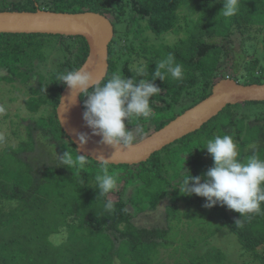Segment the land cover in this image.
I'll return each instance as SVG.
<instances>
[{"label": "trees", "instance_id": "16d2710c", "mask_svg": "<svg viewBox=\"0 0 264 264\" xmlns=\"http://www.w3.org/2000/svg\"><path fill=\"white\" fill-rule=\"evenodd\" d=\"M0 1L9 5L0 10H90L108 16L114 37L109 44L108 71L100 83L114 72L134 75L131 69L139 61L147 66L151 79L155 62L169 53L174 55L175 61L183 65L184 78L177 81L166 76L165 80H155L161 91L150 101L153 115L135 122L144 132L136 142L206 98L222 78L243 79L244 84L264 83V64L259 65L264 51L246 60L240 69L229 61L232 49L221 43L230 41L236 33L243 35L245 41L254 38L245 36L253 27L262 31L264 0H241L237 14L227 18L219 14L222 0ZM185 6L191 11L199 10V16L188 17ZM146 31L156 37L170 32L184 35L171 43H154L149 41ZM16 35H39L45 40L55 35L70 53L50 73L47 86L42 73H38V87L31 86L25 98L31 118L26 125L19 122L26 126V139L14 148L8 145L7 137L0 136V264H226L227 258L220 248L201 251L202 245H208L209 238L222 228L234 234L240 254L249 258L250 262L245 260L242 264H264V203L259 214L243 220V227L238 228L235 221L241 218L240 213L220 203L205 207V197L182 195L177 187L182 176L191 173L203 177L213 166L212 156L203 147L215 135L233 134L242 157L255 151L264 159V101L227 105L219 113L223 120L213 123L219 118L213 117L198 130L154 152L147 161L109 164L110 174L117 180L114 191L119 192V198H97V160L87 156L86 170L82 171L59 163V156L67 150L73 158L79 150L58 120L57 106L66 85L55 78L58 73L80 67L88 56L89 45L82 36L0 33L2 72L18 67L28 73L32 69L27 65L29 57L42 48V43L34 41L22 46L17 39L11 40ZM62 38H70L71 46ZM20 55L27 57L23 63ZM80 97L84 107L86 97ZM247 105L250 107L239 114L243 110L240 107ZM37 113L40 115L33 117ZM126 126L134 128L127 120ZM250 145H255V149ZM247 146L249 150H245ZM107 199L113 201L109 211L103 208ZM11 201L16 205L8 206ZM181 202L191 209L182 210ZM162 203L163 221L157 217ZM142 216L145 221L139 220ZM183 224L185 230L180 228ZM56 235L62 239L59 246H53L49 240Z\"/></svg>", "mask_w": 264, "mask_h": 264}, {"label": "clouds", "instance_id": "9594fccd", "mask_svg": "<svg viewBox=\"0 0 264 264\" xmlns=\"http://www.w3.org/2000/svg\"><path fill=\"white\" fill-rule=\"evenodd\" d=\"M223 8L220 15L231 17L240 10L241 0H222ZM156 68L148 78L149 71L143 61L135 63L131 69L134 75L122 76L114 72L104 83H100L97 76L85 65L73 68L56 75L55 80L64 83L72 91L75 101L77 94L84 100L83 119L85 126L90 128L91 135L100 136L101 144L111 146L114 151L110 157L103 154L95 159L100 164V172L94 177L98 197H107L117 184L116 177L110 174L109 164L113 163L125 149L134 147L138 136L144 134L143 128L135 123L138 118L148 119L153 115L151 99L161 89L155 84L157 78L165 80L170 76L173 80L182 81L184 78L183 65L175 61L174 55L169 53L165 58L155 62ZM141 77H144L141 79ZM59 119L62 122L61 108H58ZM128 123L134 128L126 126ZM90 139L87 132L77 133L80 146H85ZM255 149V145H250ZM203 148L213 158V166L201 175L182 176L177 186L182 195H198L206 198L205 207H213L217 203L226 205L230 210L241 214L235 221L236 226L243 227V220L253 214H259L261 204L264 203V159L252 152L244 158L238 152L233 134L215 135L208 139ZM79 151L75 158L67 150L59 156L60 165L70 169L86 170V157ZM83 183V181H82ZM81 183V184H82ZM105 211L113 208V201L107 199ZM53 246H59V235L49 237Z\"/></svg>", "mask_w": 264, "mask_h": 264}, {"label": "water", "instance_id": "95a60500", "mask_svg": "<svg viewBox=\"0 0 264 264\" xmlns=\"http://www.w3.org/2000/svg\"><path fill=\"white\" fill-rule=\"evenodd\" d=\"M0 33L82 36L89 45L88 56L82 65L92 71L100 82L107 74L109 44L114 37V26L111 19L100 12L0 10ZM80 96L77 94L73 101L71 89L64 87L57 106L58 120L80 152L94 160L100 154L110 157L114 149L109 145L101 144V137L91 135L92 130L85 126L83 119L85 109ZM246 101H264V83L244 84L235 78H222L216 82L206 98L186 109L160 129L135 142L133 148L125 149L113 164L131 165L147 161L154 152L198 130L227 105ZM58 108L63 111L62 122L59 119ZM79 132L90 134L85 146H80L78 143Z\"/></svg>", "mask_w": 264, "mask_h": 264}, {"label": "rangeland", "instance_id": "374dc122", "mask_svg": "<svg viewBox=\"0 0 264 264\" xmlns=\"http://www.w3.org/2000/svg\"><path fill=\"white\" fill-rule=\"evenodd\" d=\"M9 1L11 0H5V3H8ZM4 5L9 7L8 4L2 5L0 1V8H3ZM184 8H185L184 11L188 12L187 14L188 17H193L194 19H196L199 16V10L191 11L189 7L186 6ZM184 11L181 12V15L185 14ZM257 30L258 27H253L252 31L246 32L245 36L247 35L250 37L254 36V38H251L247 41L242 39L243 35H241L240 33H236L235 35H233L230 38V41L221 40V43L227 44L228 47L232 49L233 55L230 56L229 59L231 60L229 61L235 67L239 66L240 69H242V66L246 60H250L255 57H258L264 51V39H263L264 29L262 31H257ZM35 34H40V33H35ZM145 35H148L150 37L149 41L154 43H157L160 40L171 43L177 41L180 37L184 35V33L170 32L164 34L161 37H156L153 36L150 33V31H146ZM43 38L44 37H41L39 35H36L34 38H28L23 36L21 37L19 35H16V37H11V40L17 39L22 46H25L26 42L28 41L42 43L43 45L40 50L34 52V55H32L33 57H29L31 61H28L27 65L32 69L28 73L24 72V70L18 67H14L13 69H11V71L6 73L0 70V76H2L3 74H6V76H8L7 78L0 77V136L2 135L3 138L4 136L7 137L8 145L15 146L14 148L18 146L17 145L18 143L22 142V139L24 138L26 139V126L22 127V125L19 122L22 121V124L26 125L29 119L31 118L25 106V98H27V95L30 94L31 86L38 87L39 84L38 73H42L45 76L44 86H47L50 78L49 75L53 70H55L57 63L63 62L65 59H67V57H69L70 52L60 45L61 39L60 41H57V37L55 35L53 37H47L46 40ZM62 39L64 43H67L69 46H71L69 41L70 38L67 39L62 38ZM24 59L26 60L27 57L25 55H20V60L22 61V63L24 62ZM260 64H264V60L261 58L259 61V65ZM32 74H34L33 77H31ZM239 82L244 83V80L240 79ZM246 107H250V105H247L245 107L241 106L240 109L243 110L241 111L237 110L239 111V114L243 113L247 109ZM41 112L42 111H40V113ZM224 112L227 113V109ZM40 113H37L35 115L33 114V117L39 116ZM248 114L250 115V112H248ZM217 117H219V114L214 116V118ZM221 117L222 115H220L218 119L214 120L213 123L220 122L221 120H223L224 116L222 118ZM25 118L26 120H23ZM14 122L17 123L18 125L14 126L13 125ZM38 137L42 141H46L45 139H42V136L40 134H38ZM47 147H50V145L49 146L47 145ZM245 150H249V146H247ZM119 187H122V185H120ZM117 193L119 192L114 191L110 193L109 194L110 198L112 199L119 198V195ZM125 194L127 195V192ZM11 202L12 203L8 204V206L16 205V203H13V201ZM8 206H6V208H8ZM164 206L165 203H162V205L160 206V210L157 211V217L159 218V220L162 221L164 220L162 215V213L164 212ZM181 209L182 210L191 209V206L181 202ZM139 220L145 221L144 216H142ZM180 228L181 230H185L187 228L186 224L181 225ZM195 230L196 229L194 228L193 231ZM215 235L209 238L210 243L208 245L205 246L202 245L201 247L202 252H205L206 249H214L211 247L220 248L227 258L225 260L226 264H228L229 262H237L242 264L243 262H245V260L247 261L249 260L248 257L240 254V251L238 250L235 242V236L230 230L226 228H222L220 231H218L217 235L216 236ZM116 261H119V258H116Z\"/></svg>", "mask_w": 264, "mask_h": 264}, {"label": "bare ground", "instance_id": "6f19581e", "mask_svg": "<svg viewBox=\"0 0 264 264\" xmlns=\"http://www.w3.org/2000/svg\"><path fill=\"white\" fill-rule=\"evenodd\" d=\"M258 84H261V83H258Z\"/></svg>", "mask_w": 264, "mask_h": 264}]
</instances>
